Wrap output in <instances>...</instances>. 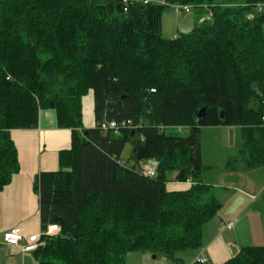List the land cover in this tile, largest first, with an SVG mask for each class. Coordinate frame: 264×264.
Segmentation results:
<instances>
[{"label": "trees", "instance_id": "obj_1", "mask_svg": "<svg viewBox=\"0 0 264 264\" xmlns=\"http://www.w3.org/2000/svg\"><path fill=\"white\" fill-rule=\"evenodd\" d=\"M166 1L211 16L166 38L170 7L157 2L0 0V190L20 168L13 129L37 127L43 108L72 129L62 168L35 181L42 230L60 227L30 251L37 264H127L135 252L179 261L178 251L201 247L222 207L203 178V126L242 127L228 168L264 166V0ZM90 90L97 124L85 128ZM105 120L135 126L105 131ZM148 160L155 176L141 173ZM173 172L192 186L168 190ZM222 264H264V245Z\"/></svg>", "mask_w": 264, "mask_h": 264}, {"label": "crops", "instance_id": "obj_2", "mask_svg": "<svg viewBox=\"0 0 264 264\" xmlns=\"http://www.w3.org/2000/svg\"><path fill=\"white\" fill-rule=\"evenodd\" d=\"M181 12L175 9L164 12V36L175 38L181 33H186L185 31L189 32L206 18L199 17L198 22V13ZM237 127L242 133V127ZM11 135L18 149L20 168L0 190V256L12 260L13 264H37L33 252L23 253L21 246L4 244L2 236L5 231L16 227L22 228L26 236L42 230L40 198L35 189V181L43 171L59 170L61 150L72 145V129L58 125L55 109L43 108L40 110L37 127L13 129ZM148 162L156 165L153 160ZM225 171L232 172L235 174L233 178L240 180H234L238 188L232 195H227L224 201L216 193L217 187L203 175L204 181L212 185V193L220 200L222 207L216 216L205 224L202 246L178 251L176 256L180 258L179 261L165 256L164 264H194L200 254L207 257L205 264H222L246 246L264 245V166L246 169L239 163L235 169H231L228 168L227 162ZM238 171L240 174H237ZM219 193L224 194L222 191ZM224 202H230V206L221 212L225 206ZM234 218L237 219L235 226L232 229L226 228L225 222Z\"/></svg>", "mask_w": 264, "mask_h": 264}, {"label": "rangeland", "instance_id": "obj_3", "mask_svg": "<svg viewBox=\"0 0 264 264\" xmlns=\"http://www.w3.org/2000/svg\"><path fill=\"white\" fill-rule=\"evenodd\" d=\"M194 13H198L197 10L191 11L190 14ZM206 14L207 12L205 13V15ZM198 15L201 14L198 13ZM210 16L211 14L208 13L206 18H210ZM199 17L200 16H198V22L200 21ZM203 21L204 19L201 22ZM165 37L169 38L168 35H165ZM82 105V126L85 128L95 127L97 121L95 115V97L93 90H90L88 93L82 96ZM237 126L238 125L232 127L230 126V128H226L225 126H203L201 128L202 163L204 166H208V168H204L203 175L206 176L205 178L210 183L214 184L217 187L216 193L219 194V198L222 201L226 200V196L232 195V193H234V190L238 188L236 187L234 180H240L239 178L234 179L233 177L235 176V174H233L232 172L225 171L228 159L237 155L238 151L242 147V133L240 132ZM178 131L184 135L188 132V130L183 127H180ZM178 131L174 129L167 130L168 133H177ZM130 152L131 144H127L123 152L122 158L127 159L129 157ZM148 163V161L144 162V164ZM61 168L62 166L60 165L59 169ZM174 174V172L170 174L171 181L167 183L168 190H184L192 186V183L189 181L184 182L178 181L176 178L173 179ZM237 174H240V172L238 171ZM219 191H222L224 194L221 195ZM224 204L225 206L222 208L221 212L227 210L230 206V202H224ZM177 253L179 254V252ZM164 257L165 256L162 254L156 255L149 252H135L129 255L128 264H130V261L132 264H164ZM176 263L180 264L179 262ZM0 264H13V262L12 260L4 259L0 256Z\"/></svg>", "mask_w": 264, "mask_h": 264}, {"label": "built area", "instance_id": "obj_4", "mask_svg": "<svg viewBox=\"0 0 264 264\" xmlns=\"http://www.w3.org/2000/svg\"><path fill=\"white\" fill-rule=\"evenodd\" d=\"M126 3H134V2H142V3H151V2H157L162 5H165L167 7L173 8L177 11H185L190 12L192 9L191 5L188 4H182L179 2H169L166 0H125ZM127 10V8H125ZM258 10H262V5H258ZM100 126L103 130L109 131L114 130L117 133H120V131L125 127H133L135 126L133 124L132 120H124L122 122H118L116 120L112 121H102L100 123ZM121 164H126L124 160H120ZM130 164H128L129 166ZM141 173L149 176H155L156 175V165L151 164H144L142 163V169ZM189 182L193 183L191 179L188 180ZM236 218L230 219L225 222V227L228 229H232L235 226ZM60 230L59 225L57 224H50L46 230H41L39 233L32 234L30 236H26L23 233L22 228L16 227L11 230L5 231L2 236V240L4 244L10 245V246H21L22 252H30L32 250H35L39 246V240L42 237V235H52L57 233ZM24 243V244H23ZM208 261L207 257L204 254H200L195 262L199 264H204Z\"/></svg>", "mask_w": 264, "mask_h": 264}, {"label": "water", "instance_id": "obj_5", "mask_svg": "<svg viewBox=\"0 0 264 264\" xmlns=\"http://www.w3.org/2000/svg\"><path fill=\"white\" fill-rule=\"evenodd\" d=\"M256 86V85H255ZM205 111H206V107H203L201 110H200V112H199V117H201V116H203L204 114H205ZM224 116V111H221V117H223ZM135 130L133 129L132 130V135L133 134H135Z\"/></svg>", "mask_w": 264, "mask_h": 264}]
</instances>
